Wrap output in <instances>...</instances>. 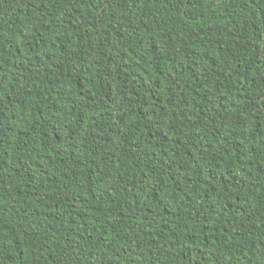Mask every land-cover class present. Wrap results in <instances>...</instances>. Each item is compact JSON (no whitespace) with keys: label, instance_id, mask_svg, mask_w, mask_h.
Here are the masks:
<instances>
[{"label":"trees","instance_id":"16d2710c","mask_svg":"<svg viewBox=\"0 0 264 264\" xmlns=\"http://www.w3.org/2000/svg\"><path fill=\"white\" fill-rule=\"evenodd\" d=\"M0 264H264V0H0Z\"/></svg>","mask_w":264,"mask_h":264}]
</instances>
